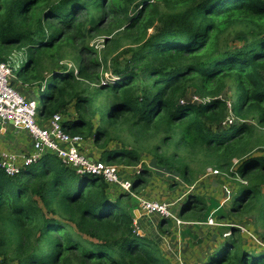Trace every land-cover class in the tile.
<instances>
[{"label": "trees", "instance_id": "obj_1", "mask_svg": "<svg viewBox=\"0 0 264 264\" xmlns=\"http://www.w3.org/2000/svg\"><path fill=\"white\" fill-rule=\"evenodd\" d=\"M150 1L0 0V61L26 48V60L14 71L20 77L43 68L46 59L52 66L46 70L52 71L41 92L39 116L60 113L64 132L91 138L105 164L139 166L133 190L150 171L125 144L106 149L110 131H126L136 142L163 133L150 165L171 173L169 188L178 185L172 174L193 184L196 178L185 160L198 155L204 166L245 180L227 213L251 212L260 195L262 244L246 245V235L234 227L240 225H233L227 213L218 214L215 221L228 224L219 228L230 234L200 264H264V156L251 155L254 127L242 122L251 118L264 127V0H155L163 9ZM132 7L135 13L129 15ZM82 13L97 15L88 32H98L99 24L113 17L102 31L109 38L103 39L100 60L82 55L93 51L83 41ZM230 31L242 45L228 43ZM122 42L130 46L124 53H132L119 60V52L112 55ZM64 46L80 54L76 75L67 65L58 69L61 53L49 52H62ZM101 64L116 79L93 87L99 81L92 67ZM229 83L235 96L230 110L239 121L226 129L222 123L229 106L219 96ZM187 88L200 102L185 101ZM99 99L102 125L94 128ZM71 103L76 119L68 120ZM169 146L175 151L163 153ZM234 158L238 165L231 171ZM110 187L102 178L75 174L49 153L18 175L8 176L0 167V264H172L152 239L133 232L137 201ZM205 208L202 197L190 195L180 216ZM171 222L163 218L157 226L161 230Z\"/></svg>", "mask_w": 264, "mask_h": 264}, {"label": "rangeland", "instance_id": "obj_2", "mask_svg": "<svg viewBox=\"0 0 264 264\" xmlns=\"http://www.w3.org/2000/svg\"><path fill=\"white\" fill-rule=\"evenodd\" d=\"M53 1H58V0H51ZM150 3H154L157 4V6L160 9H163V4H161L160 2H156L155 0H151ZM45 4L43 6V9H45ZM135 13V8L132 7L130 9L129 15H133ZM96 14V13H95ZM92 14L90 16H88L87 14L84 15V13L80 14L78 18L79 21L82 22V27L83 28V41L84 43L87 45L88 48L93 49V51H95V53L93 51H83L84 54H82L85 58H98V60H100L99 58L100 56V50L103 49V39L104 38H109L108 36H106L105 34L107 33V31L102 32L103 29L107 28L108 24L110 21H113V17L111 18V16L106 17V19L102 22V25L99 24V26H101V29L97 32L94 30H90V32H88L89 29L93 28L92 27V23H91V17H96L97 15ZM154 32V29H148L146 32V37L147 38L149 35H151ZM235 35H237V33H235L234 31H230L227 39H228V43H235L236 45H242L241 42H239L238 40L235 39ZM79 41V40H78ZM72 43V41H71ZM128 42H122V45L120 46V48L118 49V51H115L112 55L115 56L117 54V52H119L120 57L119 60L122 59V57H126V59H128L131 55L132 52L128 51L127 53H124L125 50H127L130 46H128L127 44ZM25 48V47H23ZM132 48H135V46H133ZM25 50H19V49H15L11 52V57H16V58H20L22 61L26 60V56H25ZM49 52H53L55 55H59L61 53V57H57L58 59H61L60 65H58V69L59 66L62 65H67V69L68 71L73 69V73L74 75H76L77 73V64H75L76 62H78V58L80 56L79 52L77 51V49L72 48V47H63L62 52H58L57 49L54 48L53 51H49ZM99 53V55H98ZM15 55V56H14ZM100 56V57H99ZM44 64L43 68H36L34 70V72L32 70H29L28 73L26 75H21L20 77H17V79L15 78L14 75V79H16V82H14V88L16 90L19 91L18 86L21 82V85H23L24 87L26 86V92L27 94H31L32 99L36 102L37 104V109L38 111L41 108V92L43 91V88L45 86V82L46 80L49 78L51 71L46 70L47 68H52L51 64L48 63V61H46V59L43 60L42 62ZM91 70V67H89ZM93 71L96 72V74H98V81L99 82H95V86L93 87H99V85H105L107 83H111V71L109 68V70L105 69L104 65L101 64L98 68L92 67ZM34 78H32V77ZM31 78L32 80H27L28 78ZM25 84V85H24ZM91 86V85H90ZM33 87V90H29V88ZM91 89V88H90ZM21 94L22 92L19 91ZM32 92V93H31ZM194 93L193 90L191 88H187L186 92H185V101H189V102H199L200 98L196 99L194 97ZM220 99H223L227 102L228 106L230 109H233V104L235 101V96H234V90L231 87V83L227 84L226 88L224 89V91L222 92V94L219 96ZM205 101H209L210 98H205ZM103 100L101 101V99H99L96 102L95 105V110L98 112V115L95 116V118L92 120V124L94 126V128H96L97 126H99L100 124L102 125V123H100V118H101V112H103ZM67 111H68V116L66 117L68 120L71 119H76V112L74 109V103H71L68 107H67ZM229 114V113H227ZM232 117L235 119L234 121H239L238 117H236L233 113V111L231 112ZM63 119V117H62ZM242 122H245L249 125H252L254 127V136L252 138V148L253 150L251 151V155L253 156H264V127L263 128H258L256 126V120L255 119H251L248 118ZM223 127V126H222ZM226 128V127H223ZM227 129V128H226ZM152 132V131H150ZM110 136L111 139L109 141V143L107 144L106 149H119L123 146V144H125V147L128 149H134L137 154L140 156L139 160L140 163H144V165L146 166V169H148L150 171L149 175H145V178L147 179V181L140 185L137 190H133L132 187V193L138 197V198H142L145 200H149V201H153V202H157V203H165V204H172L169 207V211L170 213L174 216V217H179V219H181L183 221L184 225H181L177 228H181V231H183L185 228H187L186 225H188L189 221H191V223H196L195 220H201V221H205L207 222L209 219H215V217L218 214H226L227 212H229L230 210V203L233 200L234 196L236 195L238 188H240L241 185H246V184H241L239 181L232 179L231 176H223L226 175L225 172L221 171V170H216L218 172L217 175H208L207 174V170L208 169H212L213 171L216 169L214 167H208V166H204L203 164L200 163V161L202 160V156L198 155L197 157H192V161H189L188 158H186L185 162H188V166L189 169L192 171V175L195 176L194 178V182L192 187H196L198 188L199 192L198 194L193 193V190L191 191L192 187H190L191 189L188 190L189 194H185L182 197H180L182 200L178 201L179 198V194H178V190L179 188H171V190H167L166 187L169 186L168 182L172 183V180L168 179V173L171 174L170 172H166L164 170H159V169H155L154 167H152L150 165V161L152 160L153 157V148L159 144V138L163 137L164 134L163 133H158L154 139L150 140V141H144L142 142L141 140L136 142L134 141V138L131 137L126 131L124 132H114V131H110ZM83 150H86V155H91L94 157V159H98L99 155L101 153V149H99L97 146L94 145L93 140L87 139L84 142V146H83ZM163 153H168L171 154L173 153V151H175V149L172 146L169 147H165L162 148ZM179 155L181 156H185L186 157V153L182 152L181 149L179 150ZM184 157V158H185ZM237 159H232V169L231 171H233L234 169H236L238 163H237ZM127 165V164H126ZM126 165H114L115 167H117V169L119 170V174L122 177V179H126L129 180L130 182H132V186L133 185V181L135 179V175L136 173L140 170L139 166H126ZM156 173L160 174L157 175ZM164 173V174H162ZM173 176H176L174 178V180L178 181V185H184L185 182L184 180L179 177L178 175L172 174ZM193 179V178H191ZM170 180V181H169ZM198 181V182H197ZM197 182V183H196ZM167 183V184H166ZM249 183V182H248ZM96 185V183H95ZM116 194H120L123 193L122 190L120 189V187L118 185H110ZM156 187L155 189L152 187ZM168 188V187H167ZM111 190V191H113ZM262 190L264 191V186H262ZM164 191H166L167 194H164ZM170 193L175 196L174 198L172 197V200L168 197L170 195ZM115 194V195H116ZM153 197L155 198H152ZM190 195H194V196H199L203 198V202L205 203V205L207 206V208L205 209V211L203 212H198V214H195L197 211H190L187 213V215L185 216V218H183L180 215V209L182 208V206L186 203L185 199L186 197H189ZM131 198V195H129ZM179 198V199H180ZM136 199V198H135ZM137 203V202H136ZM260 203H261V197L260 195H258L256 197V199L254 201H252L251 203V207L254 206L253 210L250 212H246V213H231V215H229V213H227L228 218L230 219V222L233 225H240V227L242 228V230H240L242 232L243 235H246V239L248 241H246V245L247 244H254L253 242L255 241L257 244H262V239H261V234L263 233V229L260 226V219L258 218V213L260 210ZM133 205H135V203H132ZM210 207V208H209ZM138 209V203H137V207ZM209 209H213L212 214L208 213ZM241 210L244 209V207L240 208ZM261 213V212H260ZM210 214V215H209ZM213 215V218H209L207 220V218L209 216ZM216 215V216H215ZM215 216V217H214ZM141 217V216H140ZM143 217H145L147 219L148 216L143 215ZM155 217V216H154ZM204 218L203 220L201 218ZM151 218V217H149ZM153 218V217H152ZM223 218H226V216H223ZM144 219V218H142ZM156 219H159V221L163 218L160 217H156ZM170 220V219H169ZM158 221V222H159ZM172 221V220H171ZM194 221V222H192ZM133 222V220H132ZM174 223V221H172ZM171 222L169 226V229L171 231L165 232L164 234L165 236V240H164V244L162 245V249L164 252H162L163 254L169 253V252H174V248L176 246L180 247V251H182V254L185 256H182L178 250H175V261L177 264H195V262L198 260L197 256L192 249L194 248V243L190 244V242L195 241V238L193 237V234H189L191 239H187V243L185 244V240H181V243H175L174 240L175 238H178L177 235V229H175L173 227V223ZM214 222V221H213ZM175 225V224H174ZM186 226V227H184ZM211 228H215V227H211ZM175 231V232H174ZM211 231V230H210ZM190 232V231H189ZM208 236L209 233H207ZM221 235V234H219ZM197 237V235H196ZM220 238V237H219ZM259 239V240H258ZM262 240V241H261ZM224 240L218 239V242H223ZM172 242V244H171ZM213 242V241H212ZM211 242L210 237H206V241H205V245H209V247H217L215 246L214 243ZM250 242V243H249ZM217 243V242H216ZM219 245V244H218ZM169 246L171 248V250L169 249ZM187 250L184 252V250ZM255 248H257V246H254ZM264 247V246H263ZM185 248V249H184ZM184 249V250H183ZM162 251V250H161ZM208 252V251H207ZM184 257V258H183ZM173 260V259H172ZM174 264H176L174 261H172ZM15 264V263H14Z\"/></svg>", "mask_w": 264, "mask_h": 264}, {"label": "built area", "instance_id": "obj_3", "mask_svg": "<svg viewBox=\"0 0 264 264\" xmlns=\"http://www.w3.org/2000/svg\"><path fill=\"white\" fill-rule=\"evenodd\" d=\"M20 60V58L10 57L7 61H0V122L9 123L16 129L25 130L32 141V151L22 156L19 162L15 161L16 156L3 155L0 157V167L5 174L8 176L18 175L24 168L37 163L46 153H49L56 156L63 166L69 168L77 175L99 177L110 185H118L123 193L131 195L134 197L133 199L136 198L138 209L142 215H155L160 218L170 219L174 221L176 227L184 225L179 217H174L170 213L169 207L172 204L157 203L136 197L132 193V182L122 179L117 167L107 165L99 159L95 160L91 156L86 155V150H83L84 141L82 137L70 135L62 129L63 119L60 113L46 120L40 118L36 102L33 99H27L12 85L14 71L19 67ZM111 79V82H114L116 78L111 75ZM195 98L197 99V97ZM228 109L229 114H227L222 123L223 127H228L235 123L231 110L230 108ZM207 174L217 175L218 172L208 169ZM223 176L229 177L227 174ZM231 178L241 184H246L238 175ZM132 224L134 227L133 232L139 234L140 230L136 217L133 218ZM206 224L218 227L228 226L225 223H217L214 219H209ZM234 227L242 230L239 226ZM229 234V231L224 232L222 237H228Z\"/></svg>", "mask_w": 264, "mask_h": 264}, {"label": "crops", "instance_id": "obj_4", "mask_svg": "<svg viewBox=\"0 0 264 264\" xmlns=\"http://www.w3.org/2000/svg\"><path fill=\"white\" fill-rule=\"evenodd\" d=\"M15 78L17 79L16 75H15ZM16 79H14V77H13V80H12V85L13 86H14V82H16ZM18 83H20L19 86H18L19 91H21L22 94L27 99H32L31 94L25 93L27 91L26 90L27 89L26 86L24 87L23 85H21V82H18ZM29 90H33V87L29 88ZM40 118L43 119V120H46L45 118H42L41 116H40ZM83 141L85 142V140H83ZM84 142H83V146H84ZM31 151H32V141L29 138V135H28V133L25 130L16 129L9 123H1L0 122V157H2L3 155L16 156L17 158H15V161L19 162L22 156H24L25 154L30 153ZM89 156H91V155H89ZM91 157L94 158L93 156H91ZM192 185L188 186V185L184 184V185L177 186L176 188H179V190H178L179 198L182 197V199H183V196L185 194H189L188 190L191 189L190 187H192ZM167 187H166L167 190L168 189L171 190V188H169V187L167 188ZM152 188L155 189L156 187L153 186ZM192 190H193V193H196V194H198V192H199L198 188H196V187H192L191 191ZM164 194H167L166 191H164ZM168 197L172 200V197L174 198L175 196H173L170 193V195ZM152 198H154L153 195H152ZM179 198H178V201L182 200L181 198L180 199ZM188 198L189 197H186L185 199H188ZM212 212H213V209H209L208 213L212 214ZM133 214L137 218V224H138V228L140 230V233L143 234L144 236H147L150 239H152L156 244H158V246L160 247L162 252H164L163 249H162V245L164 244V240H165V236H166L164 234V231L165 232L171 231L169 229V226L168 225L164 226L163 229L160 230L158 228V226H157L159 219H156V217H158V216L152 215V216H148L147 219H146L145 217H143V215L141 214L140 210L137 209V208L134 209ZM186 215L187 214L183 215L182 217L185 218ZM212 216L213 215L209 216L207 218V220L209 218H213ZM149 217H151V218H149ZM142 218H144V219H142ZM201 219L203 220L204 218L202 217ZM192 222H194V221H192ZM195 222L196 223L190 224L191 221H189V224L186 225L187 228H185L183 231H181V228H177L175 225H173V227L175 229H177L176 232H177V235H178V238H175L174 242L175 243L179 242L178 244H180L182 239L185 240V244H188V245L193 244L195 242L194 243V248L192 249V251L197 256L199 255L197 257L198 260L195 262V264H200L208 256V254H210L211 252H213L216 249V247L214 248V247H209V245L208 246L205 245L206 237H210L211 242L213 241L212 243H214L215 246H219L218 244H221V243L218 242V239H221V238L224 239L222 237V234L224 232H222L223 231L222 228H219V227H217L215 225L214 226L207 225L205 221L195 220ZM186 226H184V227H186ZM211 227H215V228H211ZM190 233L193 234V237L195 238V241H192L189 244V243H187V239H189V240L191 239V237L189 235ZM207 233H209L210 236H208ZM219 234H221V235H219ZM196 235H197V237H196ZM219 237H221V238H219ZM171 244H172V242H171ZM173 248H174V252H169V253L166 252V254H164V256L172 264H174L172 261H174L176 263V261L174 259L175 258V250L176 249L178 250V252L182 256H185V254L183 255L182 251H180V247L179 246H176V247H173ZM169 249L171 250L170 246H169ZM186 250H187V247L184 250V252ZM184 264H185V262H184Z\"/></svg>", "mask_w": 264, "mask_h": 264}, {"label": "water", "instance_id": "obj_5", "mask_svg": "<svg viewBox=\"0 0 264 264\" xmlns=\"http://www.w3.org/2000/svg\"><path fill=\"white\" fill-rule=\"evenodd\" d=\"M119 180H120V178H119ZM140 235H141V233H139Z\"/></svg>", "mask_w": 264, "mask_h": 264}]
</instances>
